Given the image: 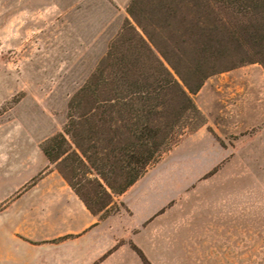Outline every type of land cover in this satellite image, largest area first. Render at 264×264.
I'll return each mask as SVG.
<instances>
[{
  "label": "rangeland",
  "instance_id": "obj_1",
  "mask_svg": "<svg viewBox=\"0 0 264 264\" xmlns=\"http://www.w3.org/2000/svg\"><path fill=\"white\" fill-rule=\"evenodd\" d=\"M130 1L0 0V200L16 173L23 178L40 167L55 168L41 146L62 131L71 97L106 58L127 20L135 24ZM192 98L202 115L196 123L217 137L219 160L203 176L186 175V192L171 202L182 254L157 264H264V68L245 62L217 72ZM197 146L205 144H183L163 165L187 162L200 170L201 160L190 159ZM168 155L170 150L157 162ZM117 198L106 212L120 207ZM232 198L234 245L227 233Z\"/></svg>",
  "mask_w": 264,
  "mask_h": 264
},
{
  "label": "trees",
  "instance_id": "obj_2",
  "mask_svg": "<svg viewBox=\"0 0 264 264\" xmlns=\"http://www.w3.org/2000/svg\"><path fill=\"white\" fill-rule=\"evenodd\" d=\"M127 12L135 24L127 20L71 97L62 131L41 146L101 216L112 212L114 196L204 124L196 123L202 115L192 95L209 76L245 62L264 68V0H131Z\"/></svg>",
  "mask_w": 264,
  "mask_h": 264
},
{
  "label": "crops",
  "instance_id": "obj_3",
  "mask_svg": "<svg viewBox=\"0 0 264 264\" xmlns=\"http://www.w3.org/2000/svg\"><path fill=\"white\" fill-rule=\"evenodd\" d=\"M201 141L205 146H197L190 155V159L201 160L197 173L191 163L186 167L187 162L163 165L183 144ZM219 150L208 130L199 128L186 135L170 155L118 195L122 204L118 211L104 216L92 213L51 165L23 178L16 173L4 183L0 200V264H144L132 245L151 264L181 255L180 246L175 244L181 237L178 221L172 220L171 202L179 191L186 192L187 174L200 177L217 164ZM39 173L42 175L36 178ZM234 215L232 198L227 205V233L232 245ZM218 230L216 217L214 232Z\"/></svg>",
  "mask_w": 264,
  "mask_h": 264
}]
</instances>
